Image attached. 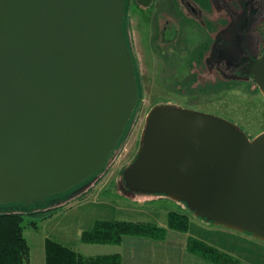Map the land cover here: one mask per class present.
Listing matches in <instances>:
<instances>
[{
	"label": "water",
	"instance_id": "1",
	"mask_svg": "<svg viewBox=\"0 0 264 264\" xmlns=\"http://www.w3.org/2000/svg\"><path fill=\"white\" fill-rule=\"evenodd\" d=\"M124 16L125 0H0V205L64 194L114 151L138 101ZM244 73L264 98V48ZM139 138L130 191L264 241V131L163 104Z\"/></svg>",
	"mask_w": 264,
	"mask_h": 264
},
{
	"label": "rangeland",
	"instance_id": "2",
	"mask_svg": "<svg viewBox=\"0 0 264 264\" xmlns=\"http://www.w3.org/2000/svg\"><path fill=\"white\" fill-rule=\"evenodd\" d=\"M183 1L150 0L146 6L137 0L125 1L122 30L137 77L136 110L126 123L116 152L93 174L87 186L80 189L77 194L81 197L69 202L51 218L37 222V229L27 226L29 219H24L23 236L34 264L41 260L44 236L82 253L78 250L80 233L89 230L96 220L165 226L167 214L172 211L188 216L189 235L232 254L244 264H264V241L196 217L182 202L130 191L123 178L125 169L137 154L144 119L152 106L168 104L211 114L234 123L249 138L264 131V98L251 76L241 72L242 51L247 45L244 34L238 31L240 41L230 43V32L239 30L243 17L241 3L236 4L237 0H185L199 11L196 16L186 10ZM229 26L225 38L223 32ZM247 30L258 42V45L250 42V52L246 51L250 55L264 46L263 8L259 21L253 25L249 21ZM218 35L228 42L225 46L217 44L213 60V41ZM231 60L238 67L232 75L228 71ZM61 202L62 199L57 201Z\"/></svg>",
	"mask_w": 264,
	"mask_h": 264
},
{
	"label": "trees",
	"instance_id": "3",
	"mask_svg": "<svg viewBox=\"0 0 264 264\" xmlns=\"http://www.w3.org/2000/svg\"><path fill=\"white\" fill-rule=\"evenodd\" d=\"M126 1V0H125ZM216 7V6H215ZM242 17V16H241ZM123 27V26H122ZM249 23H244V17L238 26L239 30L230 32L232 41L230 43L240 41V33L244 34V41H247L245 49L242 51L244 56L243 63L246 60H251L260 53L264 46L259 47V52L247 55L250 52V42L258 45L253 36L247 34ZM231 26L224 30L225 38ZM234 28V27H232ZM123 29V28H122ZM240 31V33H238ZM222 35V34H221ZM219 36V35H218ZM261 36V35H260ZM262 37V36H261ZM228 41L219 36L215 40L213 48L218 45H223L219 39ZM242 38V36H241ZM235 39V40H234ZM243 41V40H242ZM255 41V42H252ZM127 49L130 50L128 42ZM262 44V42H261ZM225 46V44H224ZM254 49L255 45L252 46ZM258 50V49H257ZM216 49L211 56L215 54ZM247 51V52H246ZM241 53V52H240ZM213 58V57H212ZM213 58V60H214ZM207 61V60H206ZM231 69H228L230 75L233 74L238 67L233 65L231 60ZM226 74V73H223ZM137 78V77H136ZM136 108L134 109V111ZM123 135L117 143L114 151L109 158L116 152L118 145L121 142ZM107 159V161L109 160ZM107 163V162H106ZM105 166V165H104ZM99 172V171H98ZM97 172V173H98ZM95 173V174H97ZM92 176L85 181L91 180ZM142 194V193H141ZM157 195V194H151ZM82 196V195H81ZM78 196L71 195L68 191L64 194L56 195L45 199L43 203L24 206L22 203L0 205V264H29L30 263V248L26 239L23 236L22 225L25 218H28L27 226L37 229V222L47 220L54 214L62 210L69 202L75 200ZM62 199L61 203H57ZM57 200V201H55ZM189 227V218L186 214L172 211L167 214L165 226H159L153 223L146 222H131L124 220H96L89 230H84L80 233L79 241L83 244L92 245H120L123 237H143L155 240H164L167 230H174L181 233H187ZM185 249L187 252L199 256L214 264H238V260L230 254L220 251L206 243L188 236L186 239ZM44 263L45 264H121L119 254L111 255H96L85 256L77 250L63 246L55 241L45 238L44 240Z\"/></svg>",
	"mask_w": 264,
	"mask_h": 264
},
{
	"label": "crops",
	"instance_id": "4",
	"mask_svg": "<svg viewBox=\"0 0 264 264\" xmlns=\"http://www.w3.org/2000/svg\"><path fill=\"white\" fill-rule=\"evenodd\" d=\"M188 236L193 237L188 232L181 233L169 229L164 240L125 236L120 245H92L79 242L78 250L82 251V253H79L85 256L119 254L121 264H214L186 251L185 245ZM44 240L45 236L41 240V260L38 259L36 264H45ZM32 260L30 250L29 264H34ZM239 262L244 264L241 261ZM247 264L251 263L247 262ZM261 264L263 263L261 262Z\"/></svg>",
	"mask_w": 264,
	"mask_h": 264
},
{
	"label": "flooded vegetation",
	"instance_id": "5",
	"mask_svg": "<svg viewBox=\"0 0 264 264\" xmlns=\"http://www.w3.org/2000/svg\"><path fill=\"white\" fill-rule=\"evenodd\" d=\"M237 3H241V7H242V10L241 11L243 12L244 23H249V21H250V23H252V25H253V23L259 21V17L261 16L262 8L264 9V1L260 2L259 0H237L236 4ZM183 4L185 5L186 10H188L190 13H193L196 16L198 15L199 11H197V9L194 6V4H192L191 2H186L185 0L183 1ZM219 41H221L223 43V45L226 44V42L224 40H221V38L219 39ZM213 42H215V41H213ZM213 45H214V43H213ZM214 56H215V54L212 55L213 58H214ZM254 58L255 57H252V59H254ZM251 60L248 59V60H246L243 63L244 66L242 67V70H241L242 73L245 72L246 65ZM229 69L232 70L231 67ZM222 73H225V72L222 71ZM136 83H137V81H136ZM137 87H138V85H137ZM89 182L90 181H84L81 184H79V185L75 186L74 188H72L71 190H69L71 192V195H76L80 191V189L83 186L84 187L87 186V184Z\"/></svg>",
	"mask_w": 264,
	"mask_h": 264
}]
</instances>
